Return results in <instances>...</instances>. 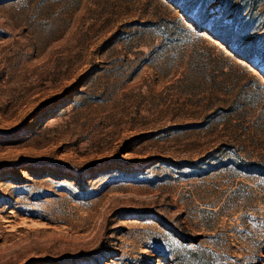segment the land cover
Returning <instances> with one entry per match:
<instances>
[{
  "label": "rangeland",
  "instance_id": "1",
  "mask_svg": "<svg viewBox=\"0 0 264 264\" xmlns=\"http://www.w3.org/2000/svg\"><path fill=\"white\" fill-rule=\"evenodd\" d=\"M0 264H264V0H0Z\"/></svg>",
  "mask_w": 264,
  "mask_h": 264
}]
</instances>
